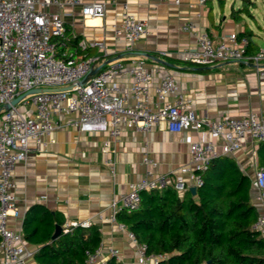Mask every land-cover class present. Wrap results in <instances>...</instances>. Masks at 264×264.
<instances>
[{"label": "built area", "instance_id": "built-area-1", "mask_svg": "<svg viewBox=\"0 0 264 264\" xmlns=\"http://www.w3.org/2000/svg\"><path fill=\"white\" fill-rule=\"evenodd\" d=\"M163 1L182 3V0ZM77 6L81 7L84 17L105 18L107 14V3L97 0H0V116H3L0 120V254L3 260L0 264L28 263L34 256L35 250L29 248L22 230L12 226V220L20 218L15 169L30 151L44 149L46 138L57 128L55 117L76 113L75 124L82 131H108L113 140L120 138L122 126L148 132L166 122L175 132L207 129V140L190 142L191 160L185 166L191 175L188 182L155 177L148 171L146 177L131 183L129 192L112 200L108 215L104 211L98 214L99 220L113 222L118 221L119 211L140 206L143 191L166 185H173L180 192L193 186L198 188L203 183L202 173L216 156L234 154L244 141L264 140V117L258 112L237 117L225 115L220 119L200 116L192 108L191 99L180 91L177 79L163 74L155 82L153 71L142 57L131 58L127 65L121 60L114 61L97 70L98 57H80L76 51L69 50L68 42L62 39L67 30L64 15ZM50 7H57L62 13H55ZM183 29L193 32L197 41L196 47L188 52L191 62L210 65L244 61L255 64L258 74L264 75V48L248 53L246 36L233 32L216 41L208 30L189 21ZM114 31L116 35H123L132 48L148 34L147 21L126 9L115 20ZM91 47L105 51V39L81 40L78 45L79 50ZM124 78L130 81L122 90L120 81ZM65 87L72 88L29 94L12 104L15 98L32 89ZM154 95L157 100L153 99ZM104 148L115 152L110 140L104 141ZM144 162L157 165L148 155ZM107 163L115 173L113 160L108 159ZM251 178L256 201L263 206L253 229L264 237V168L258 166ZM94 222L91 218L72 220L63 231L68 232L75 226L88 227ZM119 227L128 229L123 223ZM129 237L136 242L139 264H158L166 258L164 254H149L147 245L137 242L130 230ZM107 253L121 260L116 247H109ZM87 254L86 264H108L102 243L96 251Z\"/></svg>", "mask_w": 264, "mask_h": 264}, {"label": "crops", "instance_id": "crops-1", "mask_svg": "<svg viewBox=\"0 0 264 264\" xmlns=\"http://www.w3.org/2000/svg\"><path fill=\"white\" fill-rule=\"evenodd\" d=\"M97 1L107 3L105 18L84 17L80 6L64 15L67 36L73 35L80 41L105 39V51L97 47L79 50L78 45L67 46L80 57H98L97 70L114 61L121 60L127 65L131 58L142 57L153 71L155 82L163 74L177 79L180 91L191 99L192 108L200 116L220 119L255 111L264 117V75L258 74L257 66L244 61L193 63L188 59V52L196 47V37L183 29L186 22H193L198 28L208 30L216 41L229 33L246 32L251 40L247 51L257 53L264 48V38L252 28L244 11L260 25L254 12L259 9L264 17V4L258 5L260 0L251 1L254 9L238 7L239 1L233 0L227 11L219 6L226 0H182L179 5L163 0ZM126 9L145 19L148 26V34L132 48L123 35H116L114 31L115 20ZM240 9L236 18L232 12ZM50 10L62 13L57 7ZM129 81V78L121 79L122 90ZM153 99L157 97L154 95ZM77 119L76 113L55 117L57 128L46 138L44 149L30 151L27 159L16 165L15 195L20 218L13 219L12 226L22 230L26 210L36 203L59 211L65 221L63 227L72 220L91 218L101 227L104 257L110 259L107 249L116 247L122 264H139L136 242L129 237V230L120 229L119 221L99 220L98 214L104 211L108 215L112 200L129 192L131 183L146 177L148 171L155 177L188 182L191 175L185 166L191 160L190 142L207 140L208 131L204 128L175 132L162 122L148 132L122 126L120 138L113 140L108 131H82L75 124ZM106 140L111 141L115 152L105 150ZM146 155L157 165L145 163ZM231 156L252 177L259 166L258 143L244 141L241 149ZM108 159L113 160L115 173L111 172ZM253 201L258 211L262 210V204L256 201L255 189ZM29 248L37 250L36 245L29 244ZM2 260L0 254V263ZM28 263L34 264V258H29Z\"/></svg>", "mask_w": 264, "mask_h": 264}, {"label": "trees", "instance_id": "trees-1", "mask_svg": "<svg viewBox=\"0 0 264 264\" xmlns=\"http://www.w3.org/2000/svg\"><path fill=\"white\" fill-rule=\"evenodd\" d=\"M232 14L237 18V12ZM249 40V33H240ZM68 44L79 45L73 35ZM249 53V52H248ZM259 166L264 168V140L258 143ZM196 194L173 185L143 191L137 209L122 210L117 220L126 225L149 254H164L158 264H264V237L253 229L259 211L253 201L251 176L231 155L212 159L202 173ZM65 221L59 211L31 205L22 221L25 240L37 246L34 264H86L88 252L102 243L101 227L75 226L53 238ZM1 243V237H0ZM29 264V263H21ZM108 264H122L114 257Z\"/></svg>", "mask_w": 264, "mask_h": 264}, {"label": "rangeland", "instance_id": "rangeland-1", "mask_svg": "<svg viewBox=\"0 0 264 264\" xmlns=\"http://www.w3.org/2000/svg\"><path fill=\"white\" fill-rule=\"evenodd\" d=\"M233 0H226L224 2H222L221 4H219L220 8H225L227 10H229V6H231V3H232ZM238 7L239 6H245V8H248V9H254V4L251 3L252 0H246V2L243 0H238ZM240 3V4H239ZM263 1L260 0L258 5H263ZM254 12L257 14V19L260 20L261 24L263 26V28L260 27L259 25V21L256 20L253 16L251 15H248V13L246 11H244V17L249 21V23L251 24L252 28L256 31V32H259L261 34V36L264 38V17L262 15V12L258 9H254ZM216 64V63H215ZM3 116L1 115L0 116V120Z\"/></svg>", "mask_w": 264, "mask_h": 264}, {"label": "water", "instance_id": "water-1", "mask_svg": "<svg viewBox=\"0 0 264 264\" xmlns=\"http://www.w3.org/2000/svg\"><path fill=\"white\" fill-rule=\"evenodd\" d=\"M98 70H99V69H98ZM85 80H86V79H84V80L82 81V83H84ZM71 88H72V87H65V88H36V89H32V90H30V91H28V92H26V93H24V94L18 96L17 98H15V99L12 101V104H13V105H14V104H17L19 101H21L25 96H27V95H29V94H33V93H37V92H42V91H48V90H50V91H54V90H63V89H71ZM9 107H10V105H7V108H9ZM190 190H191V192H192L193 194H196V192H197V187L193 186V187H191ZM62 231H63V226L58 224V225L56 226L55 232H54V234H53V238H56L57 236H59V234H60Z\"/></svg>", "mask_w": 264, "mask_h": 264}]
</instances>
